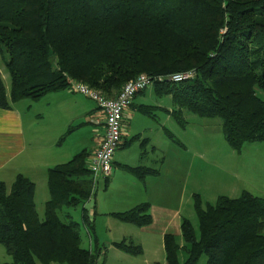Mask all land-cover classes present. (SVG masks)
<instances>
[{"label": "trees", "instance_id": "1", "mask_svg": "<svg viewBox=\"0 0 264 264\" xmlns=\"http://www.w3.org/2000/svg\"><path fill=\"white\" fill-rule=\"evenodd\" d=\"M0 54L11 77L9 100L0 73V109L38 103L73 82L116 99L141 75L196 70L192 81L154 87L158 96H172L178 121L185 110L220 119L238 152L264 143V0H0ZM88 157L83 152L49 171L43 219L33 181L18 176L10 188L0 182V245L12 264H98L97 254L82 247L81 225L61 216L94 194ZM128 171L140 180L157 174ZM194 201L200 235L185 220L183 249L165 238L167 264H181V251L184 264L204 256L206 264H264V198L244 192L206 207L199 195ZM115 216L138 227L152 223L148 204ZM84 221L92 230L87 215Z\"/></svg>", "mask_w": 264, "mask_h": 264}, {"label": "crops", "instance_id": "2", "mask_svg": "<svg viewBox=\"0 0 264 264\" xmlns=\"http://www.w3.org/2000/svg\"><path fill=\"white\" fill-rule=\"evenodd\" d=\"M6 90L11 100V90L10 94ZM79 95L67 90L48 95L38 103L23 101L12 104L11 109H0V182L10 188L18 176L33 181L37 211L39 214L41 199L44 216L45 205L51 198L49 171L83 152L89 154L88 166L104 135V115L94 101ZM161 98L155 88L135 98L125 112L123 141L114 157L111 177L102 179L92 198L80 207L84 225L82 247L97 254L98 264H167L165 238L173 236L183 249V222L190 221L196 230L194 197L200 193L196 189L197 178L196 183L190 184L194 159L188 165V158L181 156L182 143L178 140V145L171 139L174 135L167 129L170 117H158L157 114L167 112L164 104L156 103ZM89 101L95 104L92 109ZM136 167L157 174L140 180L128 171ZM145 204L150 206L149 226L138 227L115 216ZM85 215L92 230L85 225ZM123 243L140 248L142 254L116 247ZM182 252L179 260L184 264L187 255L183 259Z\"/></svg>", "mask_w": 264, "mask_h": 264}, {"label": "rangeland", "instance_id": "3", "mask_svg": "<svg viewBox=\"0 0 264 264\" xmlns=\"http://www.w3.org/2000/svg\"><path fill=\"white\" fill-rule=\"evenodd\" d=\"M0 73L10 94L11 77L1 54ZM259 95L264 100L263 93L259 92ZM158 102L165 105L167 112L157 115L164 120L170 117L168 119L171 121L167 124V129L182 143L180 151L182 158H188V165L194 159V166L192 165L190 172L192 174V182L190 184L196 183L195 178H197L196 189L200 193L198 195L201 197L205 207L207 204L215 205L220 196L225 195L232 199H237L243 194V191H247L256 197L264 198V145H259L262 143L249 144L241 152L235 151L225 138L220 119H203L185 110L183 112V123H181L175 116L179 108H175L171 97L165 96L156 101V103ZM89 103L90 109H92L95 104L91 101ZM150 105L154 106L155 104ZM169 106L175 110L170 111ZM169 111L171 114L168 113ZM175 148L178 150L177 147ZM168 155L170 157V151L167 150ZM41 203L42 200L39 199V214L41 219H43L44 206ZM80 211L81 208L67 209L64 210L61 216L66 220L64 217L67 214H71L74 222L81 223L82 233L84 225L82 223V215L80 214L79 216ZM194 223L199 236L198 217H196ZM181 254V257L183 256L182 258L186 259V253L182 252ZM206 262L207 258L204 256L198 264H206ZM0 264H12V258L1 245Z\"/></svg>", "mask_w": 264, "mask_h": 264}, {"label": "built area", "instance_id": "4", "mask_svg": "<svg viewBox=\"0 0 264 264\" xmlns=\"http://www.w3.org/2000/svg\"><path fill=\"white\" fill-rule=\"evenodd\" d=\"M197 76L196 70L167 76L144 74L127 83L116 99H109L87 85L72 83L69 91L94 101L105 117L104 135L88 165L93 180V191L102 179L111 177L113 173L114 157L123 141L125 112L132 106L135 98L158 84H182L196 79Z\"/></svg>", "mask_w": 264, "mask_h": 264}]
</instances>
